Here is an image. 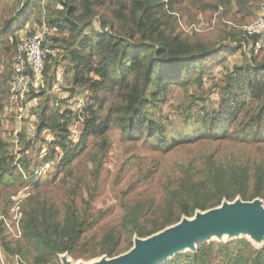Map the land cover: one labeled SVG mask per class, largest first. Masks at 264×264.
Wrapping results in <instances>:
<instances>
[{
    "label": "trees",
    "instance_id": "16d2710c",
    "mask_svg": "<svg viewBox=\"0 0 264 264\" xmlns=\"http://www.w3.org/2000/svg\"><path fill=\"white\" fill-rule=\"evenodd\" d=\"M263 5L0 0V103L22 37L44 21L60 30L45 86L29 92L27 108L36 103L34 128L14 134L16 115L4 128L0 120V264L18 257L20 264H64L65 254L86 261L113 257L130 250L136 236L148 237L224 200L260 197L264 203V45L247 50L245 43L258 36L242 27ZM183 16L190 23L206 19L213 28L187 31ZM177 118L193 124L191 132L171 136ZM114 129L130 146L150 143L158 151V163L125 192L155 173L162 191L135 196L98 234L95 226L106 212L94 199ZM20 190L26 196L13 231L8 220ZM157 264H264V243L248 236L211 238Z\"/></svg>",
    "mask_w": 264,
    "mask_h": 264
},
{
    "label": "rangeland",
    "instance_id": "374dc122",
    "mask_svg": "<svg viewBox=\"0 0 264 264\" xmlns=\"http://www.w3.org/2000/svg\"><path fill=\"white\" fill-rule=\"evenodd\" d=\"M46 1V0H43ZM183 24L191 25L187 19V16H183L182 18ZM196 23L200 24V28L197 31H206L208 29L213 28V25H210L206 19L197 21ZM215 23V20H214ZM30 26V24H28ZM188 31V30H187ZM191 31V30H190ZM21 35L26 34L23 30L20 31ZM57 53V49L55 54ZM238 57V55L231 56V61ZM63 68V67H62ZM60 78L63 77V69L58 68ZM62 94V90H60ZM183 95V93H177V96ZM3 101L0 103V120L2 122V127H6L10 121L11 113H14L17 120V128L14 130V134L17 133L22 127H31L34 128L33 123L36 119V103L32 104L26 109L22 118H19L14 110V105L5 95L3 96ZM167 111L170 108L166 107ZM10 127V125H9ZM192 128H194L193 124H185L184 121L180 118H177L173 125L171 126L170 135L171 136H179L180 131L191 132ZM10 138L11 135L8 134ZM111 137L113 139V145L110 150L109 158L106 164V172H105V179L101 189L95 196L94 204L95 207H101L105 210V215L103 218L98 220L96 224V230L98 234H101L104 228L114 222H117L121 214L126 210L125 204L131 201L135 196H147L151 194L159 195L162 191V186L159 181H156V173L150 179H146L144 182L136 185L133 190H129L128 193L125 192L127 187L132 179H134L139 173L144 172L149 167H154L157 164L156 155L158 151L151 147L150 143H139L135 144L134 146H130L129 142L124 141L118 130L114 129L111 132ZM168 155H163L161 157L166 161ZM158 157V156H157ZM25 191L20 190L16 196H23L25 195ZM14 199V196H13ZM11 225L13 231H15V226L12 220H8ZM240 236H248L256 244H263V240H257L252 238L250 234H240ZM236 236H230L229 233H224L221 238L213 237L218 239H229L234 238ZM238 237V236H237ZM187 250V249H186ZM1 254H3L2 250L0 249ZM67 259L71 260L73 264H79L80 262L90 264L95 260L86 261L84 259L73 260L72 257L69 255ZM1 263L3 261L1 260ZM13 264H17V260Z\"/></svg>",
    "mask_w": 264,
    "mask_h": 264
},
{
    "label": "water",
    "instance_id": "95a60500",
    "mask_svg": "<svg viewBox=\"0 0 264 264\" xmlns=\"http://www.w3.org/2000/svg\"><path fill=\"white\" fill-rule=\"evenodd\" d=\"M224 233L236 237L248 233L252 238L263 240V200L260 197L224 200L219 206L199 210L193 217H183L148 237L136 236L130 250L113 257H101L90 264H157L179 251L196 249L198 242L215 236L221 238ZM63 262L73 264L66 254Z\"/></svg>",
    "mask_w": 264,
    "mask_h": 264
},
{
    "label": "built area",
    "instance_id": "2783aa9c",
    "mask_svg": "<svg viewBox=\"0 0 264 264\" xmlns=\"http://www.w3.org/2000/svg\"><path fill=\"white\" fill-rule=\"evenodd\" d=\"M44 3L45 1H43ZM183 26L188 31L200 28V24L196 22L186 26L183 24ZM242 27L248 36H258L257 41L249 44L245 43V48L250 50L254 47L255 51H258L264 45V5L257 11L255 18L249 23L242 25ZM59 32L58 26L49 25L44 21L33 33L24 35L18 43L15 55L11 61L13 77L6 86L5 95L13 103L14 110L19 118H22L26 112L30 88L32 86H45L44 69L49 57L56 52L52 39ZM24 196L26 194L22 197ZM22 197L14 195L16 201L12 208V222L15 228H19V222L22 217L20 203ZM20 261L21 259L18 257L17 264H20Z\"/></svg>",
    "mask_w": 264,
    "mask_h": 264
},
{
    "label": "clouds",
    "instance_id": "9594fccd",
    "mask_svg": "<svg viewBox=\"0 0 264 264\" xmlns=\"http://www.w3.org/2000/svg\"><path fill=\"white\" fill-rule=\"evenodd\" d=\"M12 66V65H11ZM13 70V69H12ZM11 80V79H10ZM9 80V81H10ZM8 84V83H7ZM7 86V85H6ZM32 87H34V86H32ZM31 89V88H30ZM5 92H6V87H5ZM29 92H30V90H29ZM28 102H29V96H28V101H27V104H28ZM16 112V111H15ZM17 113V112H16Z\"/></svg>",
    "mask_w": 264,
    "mask_h": 264
},
{
    "label": "bare ground",
    "instance_id": "6f19581e",
    "mask_svg": "<svg viewBox=\"0 0 264 264\" xmlns=\"http://www.w3.org/2000/svg\"><path fill=\"white\" fill-rule=\"evenodd\" d=\"M53 41V40H52ZM53 44V43H52ZM38 88V87H37ZM17 114V113H16ZM25 116V115H24Z\"/></svg>",
    "mask_w": 264,
    "mask_h": 264
}]
</instances>
